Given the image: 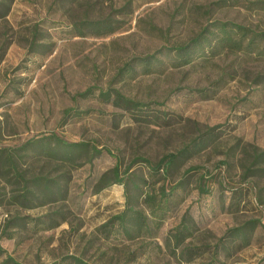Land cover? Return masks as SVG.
Wrapping results in <instances>:
<instances>
[{"label":"rangeland","instance_id":"rangeland-1","mask_svg":"<svg viewBox=\"0 0 264 264\" xmlns=\"http://www.w3.org/2000/svg\"><path fill=\"white\" fill-rule=\"evenodd\" d=\"M106 17L118 24L112 33L81 35L74 28L79 20ZM213 20L264 32V0H12L0 17V150L54 133L68 142L88 141L102 152L91 161L79 158L75 166L22 161L26 176L60 178L66 192L65 199L31 208L16 200L23 182L0 173V246L5 250L0 261L8 254L22 264H49L75 254L94 264H123L131 258L128 250L153 240L159 246L146 247L129 264H206L210 249L183 261L165 245L168 231L188 211L199 227L187 238L190 245H212L228 227L261 219L248 246L231 257L220 252L213 263L264 264V172L243 177L251 148L264 149V37L257 38L253 52L208 53L193 64L175 65L178 58L164 48L186 43ZM33 40L40 45L35 50L29 47ZM153 53L159 61L152 72L137 65L134 76L119 79L125 62ZM92 86L117 89L148 102L145 110H162L172 118L136 120L101 100L98 89L77 95ZM67 108L75 111L64 118ZM213 126L216 139L171 166V184L191 170L178 191L180 203L155 238L119 244L117 237L105 238L96 230L125 205L122 184H99L105 172L112 177L116 163L123 171L135 156L157 161ZM129 171L148 169L137 161ZM8 219L46 224L9 227ZM55 221L57 226H46Z\"/></svg>","mask_w":264,"mask_h":264},{"label":"trees","instance_id":"trees-1","mask_svg":"<svg viewBox=\"0 0 264 264\" xmlns=\"http://www.w3.org/2000/svg\"><path fill=\"white\" fill-rule=\"evenodd\" d=\"M12 0H0V17L5 16L9 11ZM258 2V1H256ZM118 24L112 22L110 18L89 20L82 19L74 24V28L81 35L86 32L96 35H104L114 32ZM264 37V32H258L252 28L233 21L213 20L202 26L186 43L164 47L171 51L178 58L175 65L193 64L197 58H205L208 53L217 55L220 52H237L241 50L254 51L257 38ZM40 46L33 40L29 47L35 50ZM162 50H159L161 52ZM159 58L157 54H148L135 58L133 61L125 62L118 69L117 75L122 79L124 75L134 76L137 73V65L144 68V72H152L157 66ZM97 87H88L78 96L86 97L94 93ZM98 97L104 102H110L113 106L121 108L129 113L136 120H164L172 118L162 110H145L148 102L137 100L125 96L117 89H98ZM74 109L67 108L64 111L66 118ZM219 126V125H216ZM215 126L198 132L187 144L179 148L176 152H169L157 161H151L146 157L135 156L131 162L120 171L118 163L112 169V177H107L105 172L100 177L102 185L113 183L124 186L125 205L121 211L113 213L106 220L100 223L96 230L105 238L117 237L118 243L125 241L147 238L153 239L166 220V215L172 211L181 201L178 195L179 189L183 187V179L190 172L191 168L184 171L183 177L173 184L168 180L171 166L179 157L191 156L204 149L219 136V132L214 130ZM251 158L243 169V177L253 176L264 172V167L259 164L264 162V149L253 146ZM101 149L91 145L88 141L68 142L54 133L42 134L39 137L27 139L21 145L6 150H0V173L4 177H13L17 182L22 183L20 195L16 197L23 206L31 208L37 205H44L48 202L65 199L66 192L60 178H50L42 173L31 176L25 175V170L20 163L26 162L30 158L36 162L43 161L45 164H55L63 166H75L79 158L91 161L100 154ZM142 161L148 169L147 173H136L129 171L134 162ZM159 184V185H157ZM101 185V186H102ZM63 191L65 193H63ZM206 192V190H201ZM59 196V197H58ZM37 201V203H34ZM53 219H50L52 221ZM63 220V219H61ZM15 221V223H14ZM13 222V224H12ZM33 224H46L44 219H8L9 227ZM59 224L55 221L54 227ZM262 225L261 219L251 217L243 222L228 227L224 233L216 239L212 245H190L187 238L192 237L199 229L193 216L184 211L178 223L174 225L165 237V245L170 247L173 254H177L183 261H192L199 255L211 250V260L206 264H214L217 256L221 252L225 257H231L248 246L255 235L256 230ZM159 246L153 240L146 242L136 249L128 250L131 256L127 261L136 260L146 252V247ZM141 247V249H139ZM145 247V248H142ZM5 250L0 246V256ZM129 259V258H128ZM0 264H22L11 255L5 254ZM49 264H94L83 257L75 254H67L60 259Z\"/></svg>","mask_w":264,"mask_h":264}]
</instances>
